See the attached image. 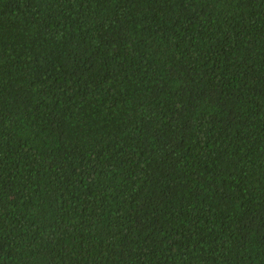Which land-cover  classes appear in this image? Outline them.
<instances>
[{
    "label": "trees",
    "instance_id": "16d2710c",
    "mask_svg": "<svg viewBox=\"0 0 264 264\" xmlns=\"http://www.w3.org/2000/svg\"><path fill=\"white\" fill-rule=\"evenodd\" d=\"M0 264H264V0H0Z\"/></svg>",
    "mask_w": 264,
    "mask_h": 264
}]
</instances>
